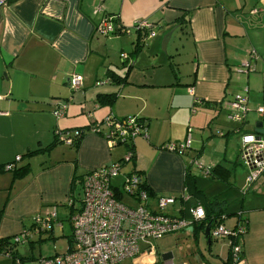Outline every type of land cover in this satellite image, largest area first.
Instances as JSON below:
<instances>
[{
	"label": "crops",
	"instance_id": "crops-1",
	"mask_svg": "<svg viewBox=\"0 0 264 264\" xmlns=\"http://www.w3.org/2000/svg\"><path fill=\"white\" fill-rule=\"evenodd\" d=\"M97 4L98 0H17L12 4L0 0V111L5 112L0 114V239L13 240L23 231H32L33 216L56 207L51 231L32 233L26 242L16 244L12 256L1 252L0 264H39L46 257L39 254V241L45 239L65 237V251L72 245L71 216L80 207L82 176L120 162L126 152V146H109L101 134L86 130L89 123L109 116L135 115L146 125L147 136L134 139L133 156L122 163L112 183L118 187L123 174H139L152 194L148 209L154 210L161 196L180 198L200 190L208 198L227 201L230 210L238 212L236 200L246 193L249 169L238 156L240 135L254 132L263 115L257 108L264 106V0H104L102 9L115 16L117 33L113 35L95 30L97 17L92 10ZM254 9L257 12L251 14ZM138 20L152 23L154 35L145 37V32L133 29L128 34L120 32ZM172 26L166 53H159L160 39ZM177 28L187 32L185 68L175 67L169 52ZM251 50L258 56L251 57ZM121 53L127 54L126 60L121 61ZM245 61L253 71L244 74L240 68ZM74 73L82 77L77 90L69 85ZM237 93L248 96L242 123L227 118L225 102ZM99 94H115L116 99L112 105H100ZM58 103H66V110L55 118ZM79 128L85 132L77 147L53 144L55 130ZM189 133L190 145L183 154L162 148L168 142H184ZM227 152H237L238 160L231 161ZM17 155L21 159L14 170L26 167L20 176L2 169ZM194 159L210 171L216 168L215 172L203 177L192 164ZM234 164L247 169L241 186L229 182ZM224 180L237 192H224ZM117 193L127 204H136ZM197 204L198 199L189 196L165 212L188 217L187 209ZM241 208L243 213V201ZM238 219L239 215L226 216L224 224L234 221L226 225L234 227ZM183 233L193 235L189 229ZM224 242L223 264L228 259ZM19 245L25 248L19 251ZM144 249L142 245L136 258L120 264L157 263L155 250Z\"/></svg>",
	"mask_w": 264,
	"mask_h": 264
},
{
	"label": "built area",
	"instance_id": "built-area-1",
	"mask_svg": "<svg viewBox=\"0 0 264 264\" xmlns=\"http://www.w3.org/2000/svg\"><path fill=\"white\" fill-rule=\"evenodd\" d=\"M94 6L92 14L97 17L95 30L99 34L113 35L117 33L115 16L107 14L101 7V2ZM257 10L251 11V14ZM145 32V37L154 35L152 23L146 20L135 21L131 27L121 28V33L128 34L131 30ZM251 57L258 55L254 50ZM126 53L120 54L121 61L127 59ZM244 74L253 71L249 61H245L240 68ZM105 81H98L102 84ZM72 90H77L82 85V77L74 73L69 78ZM247 91V89H245ZM248 96L246 93L234 94L225 102L227 118L236 123L244 122L248 112ZM66 103H58L53 110L55 118L63 116ZM262 114L263 108H257ZM1 112L0 114H4ZM91 131L101 134L109 146L123 142H134V139L143 135L147 136L145 125L139 117L128 115L123 118L109 116L104 121L91 126ZM57 139L71 145L73 136L55 130ZM77 132H75V135ZM190 133L188 138L181 143L168 142L162 148L171 152L183 154L190 145ZM133 153L126 152L120 162L98 167L87 171L80 181L81 198L79 209L71 216L72 245L63 253H54L51 256L39 259V264H120L127 258H136L143 252L154 253V247L150 240L159 239L166 234L188 230L197 222L204 219V211L200 204L187 209L188 217L167 213L165 210L173 207L179 199L187 200L189 195L183 193L180 198L174 196H161L157 198L156 208L150 210L146 207L150 196L145 188L141 176L137 173L123 174L122 183L115 187L112 181L120 175L121 165L128 162ZM239 160L249 169L246 176L244 192L258 180L264 171V139L255 132H244L240 135ZM21 159L15 156L13 162L2 166L3 170H14V164ZM192 164L204 177L210 173V167L204 165L198 159ZM145 186V185H144ZM124 196L130 197L136 204H127L117 197V190ZM182 206L178 207L180 211ZM56 217V207L51 208L46 214H38L33 217L32 231H23L13 238L16 244L26 242L32 233L43 234L51 231L52 223ZM200 219V220H199ZM199 220V221H197ZM225 216H221L213 222L209 230V238L213 241H227L228 259L226 264H246L242 250V235L245 232V222L239 218L234 227L224 224ZM150 253V254H151ZM156 264V263H155ZM164 264H174L166 261Z\"/></svg>",
	"mask_w": 264,
	"mask_h": 264
},
{
	"label": "rangeland",
	"instance_id": "rangeland-1",
	"mask_svg": "<svg viewBox=\"0 0 264 264\" xmlns=\"http://www.w3.org/2000/svg\"><path fill=\"white\" fill-rule=\"evenodd\" d=\"M173 28L175 27L172 26L170 31ZM186 34L187 32L177 28L173 30L171 35L169 52L172 54V62L177 68H185L189 63V58L184 49L186 48ZM164 36L161 37L158 45L159 53H166L167 45L165 46L166 48H163L162 45ZM172 48H176V51L172 50ZM250 125L252 126V124ZM234 150L236 151V149ZM227 154L230 158L232 157L231 161L236 162L238 160L237 152H227ZM234 165L233 174L229 177V182L231 181L233 184L241 186L247 169L241 164ZM75 194L76 202H78L80 197L79 188ZM128 198L132 200L130 197ZM242 214L248 223L246 233H244L242 238L245 262L246 264H264V174H261L258 180L243 195ZM228 219H233V217H228L226 220ZM233 222L227 221L225 225H231ZM64 224L67 228V233H69L68 220H65ZM183 232L171 233L164 235L160 239L150 240L157 256L156 264H164L171 259L174 264L181 261H187L189 264H223L221 259L226 256V242L210 240L211 242L208 244L203 230L197 231L195 235H184ZM65 244L66 238L58 236L55 237V240L45 239L44 241H39V254L47 256L53 255L54 252L62 253L65 251ZM22 246H17V249L19 251L24 249L25 247ZM128 262L124 264H128Z\"/></svg>",
	"mask_w": 264,
	"mask_h": 264
},
{
	"label": "trees",
	"instance_id": "trees-1",
	"mask_svg": "<svg viewBox=\"0 0 264 264\" xmlns=\"http://www.w3.org/2000/svg\"><path fill=\"white\" fill-rule=\"evenodd\" d=\"M15 1H17V0H3V3L12 4ZM111 78L114 79V81H119L118 78H114L113 75H111ZM123 79H125V78L123 77ZM115 97H116L115 94H99L97 96V101H98V104H100V105H102V104L112 105L113 102L116 99ZM262 108H263V115H262V118H261L260 121L262 123V127H263V130H264V106ZM133 116H135V115H133ZM95 123H99V122H91V123H89V125H87V128L85 127L86 130H88V131H89V129L91 130V126L93 124H95ZM85 128L74 129L73 131L72 130H59V131L62 132V133H69L70 135H72L73 136V142H72L71 145L74 146V147H77V145L79 144L81 136L85 132ZM75 132H77L76 135H75ZM54 137H55V142L53 144L62 142L61 140L57 139V135L55 133H54ZM263 139H264V133H263ZM115 145H124V146H126V152H130L131 151L132 153H134L133 152L134 142H126L125 141L123 143H119V144H115ZM50 148H51V146L48 147L47 149L50 150ZM32 152H35V151H32ZM126 152L124 154H126ZM122 159H123V157H122ZM25 170H26V167H22L20 169L14 170V172H15L14 176L22 175ZM215 170H216V168L211 170L210 174L214 173ZM187 177L190 178L189 176H187ZM191 178L193 180H195V177L192 176ZM198 178H201V177H198ZM221 185H223V187H224V192H231V193L237 192V191H234L235 188L232 187V184L228 183L226 180L222 181ZM143 188H145L147 190L149 196L152 195L151 192L149 191V189L146 186H144V184H143ZM188 195L191 197V199H194L195 201H197V199H198V202L200 203V205L204 209V219L202 221L198 222L197 224H193V230H192L193 235H195L197 231H202L203 230V232H204V229L206 228V226H207V224L209 222H212L211 223V226H212L213 222L215 220H218L223 215L225 217L226 216L239 215V218L243 219L244 222H245V231H246V226H247L246 218L245 217H241V214H242L241 203H242L243 199H241L240 201L236 200V204L240 205V206H238V209L240 211L238 210V212H236V211H231L230 210V206H229V203L227 201H222V199L219 198V197H209L208 198L206 193L205 192L201 193L200 190L199 191H195L192 194H188ZM191 203L193 204L195 202H191ZM224 203H226V204L224 205ZM2 211H3V208L0 209V217L2 215ZM181 216H184V215L181 214ZM32 224H33V218H32ZM71 243H72V239H71ZM15 246H16V243L13 242L12 239H10V238H2V239H0V253L1 252L2 253H6V254L12 256L11 253H12L13 249L15 248ZM13 259L21 261V259L19 257H17V256H13ZM225 264H226V262H225Z\"/></svg>",
	"mask_w": 264,
	"mask_h": 264
},
{
	"label": "water",
	"instance_id": "water-1",
	"mask_svg": "<svg viewBox=\"0 0 264 264\" xmlns=\"http://www.w3.org/2000/svg\"><path fill=\"white\" fill-rule=\"evenodd\" d=\"M2 1H3V0H1V2H2ZM170 34H171V31L168 32V33L166 34V36L163 37V41H162V45H163V46L166 45V42H167V40H168ZM254 132L257 133L258 136H259L260 138L263 137L264 130H263V127H262V123H261L260 121L257 122V123L255 124ZM211 223H212V222H209V223L207 224L206 228L204 229V235H205L206 238H207V236H208V232H209V229H210V227H211ZM188 229H189V231L192 230L191 227H189ZM208 243H209V240H208Z\"/></svg>",
	"mask_w": 264,
	"mask_h": 264
},
{
	"label": "bare ground",
	"instance_id": "bare-ground-1",
	"mask_svg": "<svg viewBox=\"0 0 264 264\" xmlns=\"http://www.w3.org/2000/svg\"><path fill=\"white\" fill-rule=\"evenodd\" d=\"M202 208H203V207H202ZM203 211H204V209H203ZM199 220H200V219H199ZM199 220H197V221H199ZM202 220H203V219H202ZM202 220H201V221H202ZM197 223H198V222H197ZM197 223H196V224H197ZM191 228H192V230H193V226H191ZM210 228H211V227H210ZM209 230H210V229H209ZM207 238H208L209 242H211V241H210L211 239L209 238V232H208V236H207ZM209 244H210V243H209Z\"/></svg>",
	"mask_w": 264,
	"mask_h": 264
}]
</instances>
